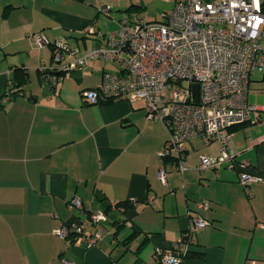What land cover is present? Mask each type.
Listing matches in <instances>:
<instances>
[{
	"label": "crops",
	"instance_id": "0c3cea01",
	"mask_svg": "<svg viewBox=\"0 0 264 264\" xmlns=\"http://www.w3.org/2000/svg\"><path fill=\"white\" fill-rule=\"evenodd\" d=\"M150 1L0 0V94L15 67L29 72L26 93L0 110V264H163L157 249H172L197 212L211 221L194 236L192 251L203 255L182 264H264V181L246 187L225 164L199 169L201 155L218 156L221 143L191 139L182 171L162 157L169 133L161 121L148 119L143 101L84 98L106 71L121 72V63L92 60L56 83L42 69L52 64L53 48L40 47L36 35L79 51L98 47L131 4ZM101 5L112 7L109 18ZM257 74L249 102L264 107V73ZM227 148L264 176L263 108L231 130ZM163 164L167 183L158 177ZM76 196L83 214L69 207ZM115 201L133 208L113 207ZM201 201H208L207 209L198 208ZM90 209L108 216V232L96 245L70 244L55 233ZM135 227L140 234L128 240Z\"/></svg>",
	"mask_w": 264,
	"mask_h": 264
},
{
	"label": "built area",
	"instance_id": "2783aa9c",
	"mask_svg": "<svg viewBox=\"0 0 264 264\" xmlns=\"http://www.w3.org/2000/svg\"><path fill=\"white\" fill-rule=\"evenodd\" d=\"M167 1L173 8L164 11L159 20L123 13L119 28L108 33L106 42L98 47L79 51L65 40L56 41L53 62L42 66L43 71H50L51 81L56 83L61 73L83 69L92 60L119 62L121 72L106 71L98 87L83 91L87 102L122 97L143 101L148 119L161 121L169 133L162 157H177L170 163L182 171L187 142L201 137L207 144L221 143V153L216 157L202 154L200 170L225 164L238 171L239 181L246 187L264 181L263 175L249 170V161L238 160L227 148L230 129L246 121L251 111L264 109L249 102L253 76L264 73V0ZM99 10L112 13L110 5H101ZM35 41L40 47L51 43L44 34L36 35ZM167 173L163 164L158 171L163 183L168 181ZM112 206H117L116 201ZM208 206V201L198 204L199 209ZM69 207L82 214L87 211L78 196ZM107 217L106 211L90 209L87 216L62 223L55 233L70 244L92 247L108 232ZM209 225L211 221L202 213L192 215L189 229L172 249H157L162 263L182 264L195 244V234Z\"/></svg>",
	"mask_w": 264,
	"mask_h": 264
},
{
	"label": "trees",
	"instance_id": "16d2710c",
	"mask_svg": "<svg viewBox=\"0 0 264 264\" xmlns=\"http://www.w3.org/2000/svg\"><path fill=\"white\" fill-rule=\"evenodd\" d=\"M140 11H142V6L137 5V4H131L130 7L127 9V12H129V13H132V12L141 13ZM50 44L54 50L55 42H51ZM52 59H53V54H52ZM52 73H54V72H52ZM61 74H64V73H61ZM28 83H29V72H28V70L26 68L20 67V66L15 67L14 73L12 76V80H11V85L8 87L7 91L4 94H0V110L5 108V101L6 100H13V99L17 98L18 96L24 95L26 93L25 88H26ZM115 99L116 98L109 99L107 102H111ZM234 127H232L230 130H232ZM172 160L173 161L177 160V157H173L172 159L166 158L165 162H171ZM132 205H133L132 203H128L127 201H120L117 203V206L124 207L125 210H129V209L133 208ZM139 234H140V229L138 227H135L134 232L128 237V240L135 238ZM72 236H73V238L75 237L73 234H72ZM195 255L201 256V255H203V253H200V252L194 253V251H192V249H191L189 251V253L184 258H186L188 256H195Z\"/></svg>",
	"mask_w": 264,
	"mask_h": 264
},
{
	"label": "rangeland",
	"instance_id": "374dc122",
	"mask_svg": "<svg viewBox=\"0 0 264 264\" xmlns=\"http://www.w3.org/2000/svg\"><path fill=\"white\" fill-rule=\"evenodd\" d=\"M150 2L151 3H149V5H147V6L144 3H141V5L145 6V7L142 8L141 13H138V14H141V15H143V16L151 19V20H153V19L154 20H159V19H161L164 11L172 9L171 8V4H172L171 1H167V0H151ZM102 14H104V16H106L108 18L111 16V15L109 16V15H107L105 13H102ZM254 76H256V74ZM185 82L188 83L189 81L186 80ZM251 100L254 101V102L260 103V99L258 97H253L252 98V96H251ZM123 228H125V226Z\"/></svg>",
	"mask_w": 264,
	"mask_h": 264
},
{
	"label": "water",
	"instance_id": "95a60500",
	"mask_svg": "<svg viewBox=\"0 0 264 264\" xmlns=\"http://www.w3.org/2000/svg\"><path fill=\"white\" fill-rule=\"evenodd\" d=\"M194 93L195 94H198L199 93V85L198 84H195L194 85Z\"/></svg>",
	"mask_w": 264,
	"mask_h": 264
}]
</instances>
